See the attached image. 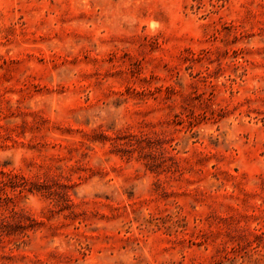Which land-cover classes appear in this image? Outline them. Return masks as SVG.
<instances>
[{"label": "rangeland", "instance_id": "obj_1", "mask_svg": "<svg viewBox=\"0 0 264 264\" xmlns=\"http://www.w3.org/2000/svg\"><path fill=\"white\" fill-rule=\"evenodd\" d=\"M0 264H264V0H0Z\"/></svg>", "mask_w": 264, "mask_h": 264}]
</instances>
